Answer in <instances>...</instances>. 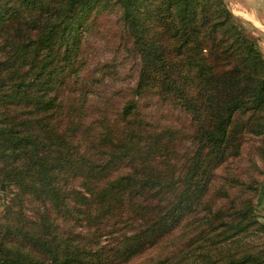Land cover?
I'll return each mask as SVG.
<instances>
[{
    "label": "trees",
    "instance_id": "1",
    "mask_svg": "<svg viewBox=\"0 0 264 264\" xmlns=\"http://www.w3.org/2000/svg\"><path fill=\"white\" fill-rule=\"evenodd\" d=\"M105 2L141 60L119 100L79 63ZM257 33L224 0H0V264H264Z\"/></svg>",
    "mask_w": 264,
    "mask_h": 264
},
{
    "label": "rangeland",
    "instance_id": "2",
    "mask_svg": "<svg viewBox=\"0 0 264 264\" xmlns=\"http://www.w3.org/2000/svg\"><path fill=\"white\" fill-rule=\"evenodd\" d=\"M224 1L238 18L250 23L257 30V34L261 38L259 47L264 55V0ZM114 4L115 2H105L97 9L93 10L86 24L88 25L92 18H95L97 20L95 24H98V28L93 32L90 38L83 43L80 50L79 63L81 67L85 69L86 78L92 81L96 80V77H102L103 81L99 84V87H92L90 89V91L95 90V92L83 91L82 87L77 85L75 88L77 94L90 92L88 94L89 98L94 96L95 98H116L115 100H119L118 98L124 96L123 90L125 88L123 89V87H125V85L134 84L136 81L137 71L141 67L140 56L134 48L133 41L128 34L129 32L127 33L123 26L121 21V10L113 8ZM107 7H111L110 9H113L114 12H105V10L109 9ZM115 7H117V5ZM100 12L102 14L96 16V14ZM87 25H85L86 28ZM85 27L82 29V32L87 34L88 30ZM112 66L117 75L108 72L109 68ZM98 92L104 97L94 95V93ZM135 98L139 101L143 117H152L153 123L157 121L158 128L172 125L179 129L183 128V124L185 125L188 123V115L181 113L179 109L175 108V106L170 103L163 102L154 96L150 97L149 94L136 96ZM183 134L184 133L180 131V137H182L184 141L186 135ZM260 179L264 181V174L261 175ZM10 187L11 186L4 183L2 190H7V188L11 190L12 187ZM0 195H2V193H0ZM1 203L2 201L0 200V208ZM254 205L262 222H264V189H262L260 196L258 195L255 199ZM107 240L108 239H106V241Z\"/></svg>",
    "mask_w": 264,
    "mask_h": 264
},
{
    "label": "crops",
    "instance_id": "3",
    "mask_svg": "<svg viewBox=\"0 0 264 264\" xmlns=\"http://www.w3.org/2000/svg\"><path fill=\"white\" fill-rule=\"evenodd\" d=\"M250 21H252V20H250ZM254 21V20H253ZM254 24V23H253ZM257 25V24H256ZM263 31V30H262ZM263 33H264V31H263Z\"/></svg>",
    "mask_w": 264,
    "mask_h": 264
}]
</instances>
